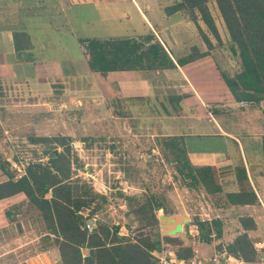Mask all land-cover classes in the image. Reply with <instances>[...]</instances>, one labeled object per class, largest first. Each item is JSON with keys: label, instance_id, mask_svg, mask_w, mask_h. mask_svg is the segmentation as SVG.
Segmentation results:
<instances>
[{"label": "crops", "instance_id": "0c3cea01", "mask_svg": "<svg viewBox=\"0 0 264 264\" xmlns=\"http://www.w3.org/2000/svg\"><path fill=\"white\" fill-rule=\"evenodd\" d=\"M175 1L0 0V85H19L34 92L41 89L48 95L53 91L57 98L66 90L77 91L79 103L93 92L102 100L181 94L176 113L158 116L159 134L181 135L191 163L214 165L222 192L236 190L233 165L234 156L240 154L257 199L229 206L238 215H250L256 228L257 220L264 217V100L240 105V100L232 98L217 68L216 57L225 54H220L210 37L212 46L207 48L183 8L165 10ZM103 24L111 28L100 27ZM147 30L155 34L173 61L194 48L192 58L160 72L122 69L101 75L89 70L78 37L133 36ZM13 31L24 34L13 40ZM228 47L236 55L231 44ZM169 120L178 121L173 125ZM181 221L178 231L183 228ZM161 223L162 228L171 227ZM238 228L237 232L242 230L240 225ZM252 230L248 234L254 242L264 239L254 238Z\"/></svg>", "mask_w": 264, "mask_h": 264}, {"label": "trees", "instance_id": "16d2710c", "mask_svg": "<svg viewBox=\"0 0 264 264\" xmlns=\"http://www.w3.org/2000/svg\"><path fill=\"white\" fill-rule=\"evenodd\" d=\"M208 0H177L165 7L166 11L180 8L195 24L207 48L212 46L209 37L219 40V33L213 16L207 6ZM218 17L225 27L232 49L238 56L240 68L228 73L219 70V75L232 98L258 103L264 100V0H213ZM201 21V22H200ZM200 22V24H199ZM201 25V27H200ZM207 28L205 31V27ZM24 34L13 31V40ZM82 57L89 70L105 75L109 70L130 69L134 71H158L172 68L190 60L191 49L185 57L172 60L169 53L151 30L133 36L78 37ZM15 48H18L14 43ZM181 94L166 93L160 101L161 112L176 113ZM147 99V96L129 95L109 98L112 110L122 101ZM116 112V111H114ZM264 139V135L262 137ZM33 142L53 143L45 161L26 162L22 173L14 176L12 172L0 167L6 178L0 180V200L13 196H23L39 212L42 233L39 236L40 248L54 246L59 264H153V250L162 245L171 246L177 257L189 256L191 246L185 244L178 233L160 234L156 209L161 208L164 215L173 211L163 204L162 196L145 192L140 198L126 195L128 211L138 223L135 233H118V225L97 220L95 226L84 227L85 215L81 209L90 205L93 192L85 181L73 174L70 160L69 135H31ZM164 156L173 164L174 171L186 178L188 185L199 186L210 196H222L227 204H247L256 201V195L248 179L240 154L234 156L233 173L236 190L222 192L217 169L212 164H193L190 162L181 135L168 134L160 139ZM264 160V142L261 145ZM74 175V176H73ZM48 194V195H47ZM93 210V207L92 209ZM91 212V211H90ZM242 230L226 244L229 252L247 261L255 258L254 240L248 231L255 228L253 218L248 214L238 216ZM196 241L209 242L211 229L220 237L221 224L216 218L195 219ZM81 247L86 253L81 252ZM14 264H25L23 261Z\"/></svg>", "mask_w": 264, "mask_h": 264}, {"label": "rangeland", "instance_id": "374dc122", "mask_svg": "<svg viewBox=\"0 0 264 264\" xmlns=\"http://www.w3.org/2000/svg\"><path fill=\"white\" fill-rule=\"evenodd\" d=\"M207 6L222 37L213 41L220 54H225L223 58L216 57L217 68L235 72L240 63L238 56L229 51L232 41L218 19L214 1L208 0ZM100 27L111 28L109 24ZM41 91L36 93L19 85H0V162L14 176L22 173L26 162L47 159L53 143L33 142L29 139L31 135H69L73 174L79 181H85L94 194L90 205L80 211L86 218L95 215L96 221L118 225V233L130 235L133 230L135 233L138 223L128 211L126 195L141 198L145 192H153L161 195L164 206L173 211L167 215L184 216L183 228L178 232H166V228L161 227L163 221L158 218L159 233H178L185 244L196 247L204 256L209 255L213 245L220 244H212L210 240L196 241L195 234L191 236L187 232L193 220L218 219L221 243H228L237 233L239 211L230 208L222 196H210L199 186L188 185V180L175 172L171 161L165 158L160 144L163 135L158 128V116L162 114L158 99L165 94H161V98L158 93L145 100L122 101L118 112L119 102L112 110L109 99L102 100L94 96V92L79 103L80 92L77 91L66 90L60 98L53 97V91L51 95ZM177 121L169 120L168 123L175 125ZM201 121L205 122L206 117ZM5 178L0 167V180ZM156 215L166 216L161 208L156 209ZM257 221L250 234L260 239L264 236V217ZM41 234L39 212L23 196L0 200V264L18 261L59 264L54 246L40 248ZM165 248L173 250L164 245L160 249ZM80 250L87 251L83 247Z\"/></svg>", "mask_w": 264, "mask_h": 264}, {"label": "built area", "instance_id": "2783aa9c", "mask_svg": "<svg viewBox=\"0 0 264 264\" xmlns=\"http://www.w3.org/2000/svg\"><path fill=\"white\" fill-rule=\"evenodd\" d=\"M250 103H252V101L246 99H241L239 101L240 105H246ZM159 209L160 208L157 210ZM95 223V215H91L85 219L84 227L87 230H90L95 226ZM187 229V232L191 236H194V234L197 233V226L195 223L189 224ZM209 237L212 244H220L217 247L213 245L209 255L204 256L202 252L197 251L196 247H192L189 256L186 258H181L177 257L173 250L165 248L160 249L159 251H152L153 255L155 256L153 264H264V239L253 242L255 258L252 261H247L243 257L229 252L226 248L227 243H221L216 238V234L213 229H211Z\"/></svg>", "mask_w": 264, "mask_h": 264}, {"label": "water", "instance_id": "95a60500", "mask_svg": "<svg viewBox=\"0 0 264 264\" xmlns=\"http://www.w3.org/2000/svg\"><path fill=\"white\" fill-rule=\"evenodd\" d=\"M183 215H166V216H162L160 219L161 221H163L164 223H170V226L168 229H166V232H173V231H178V224L179 221L183 220ZM28 264H30L28 262Z\"/></svg>", "mask_w": 264, "mask_h": 264}]
</instances>
